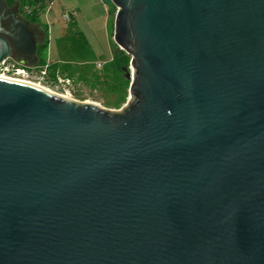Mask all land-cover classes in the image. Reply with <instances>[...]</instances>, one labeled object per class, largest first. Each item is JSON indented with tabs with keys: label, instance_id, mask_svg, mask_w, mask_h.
Returning <instances> with one entry per match:
<instances>
[{
	"label": "water",
	"instance_id": "1",
	"mask_svg": "<svg viewBox=\"0 0 264 264\" xmlns=\"http://www.w3.org/2000/svg\"><path fill=\"white\" fill-rule=\"evenodd\" d=\"M111 1L121 110L0 77V264H264V0Z\"/></svg>",
	"mask_w": 264,
	"mask_h": 264
},
{
	"label": "rangeland",
	"instance_id": "2",
	"mask_svg": "<svg viewBox=\"0 0 264 264\" xmlns=\"http://www.w3.org/2000/svg\"><path fill=\"white\" fill-rule=\"evenodd\" d=\"M71 10L76 11L75 18L64 21L62 13ZM116 12L111 0L48 2L38 18L46 32L45 40L38 43V59L19 63L28 71L27 76L19 78L77 102L121 110L131 96L124 71L111 62L114 50V54L123 51L113 39ZM97 61L103 62L101 68L96 67ZM127 65L123 67L129 68L130 60Z\"/></svg>",
	"mask_w": 264,
	"mask_h": 264
},
{
	"label": "flooded vegetation",
	"instance_id": "3",
	"mask_svg": "<svg viewBox=\"0 0 264 264\" xmlns=\"http://www.w3.org/2000/svg\"><path fill=\"white\" fill-rule=\"evenodd\" d=\"M14 18L27 21V27L32 32L36 41V49L33 54H25L20 52L13 46V38L9 35L10 23ZM35 24V26H33ZM42 26L33 23L24 12L23 6L17 2H10L9 0H0V38H4L9 45L8 56L13 61L18 63L34 62V59H38L39 40L44 41L46 38V32ZM1 45V42H0Z\"/></svg>",
	"mask_w": 264,
	"mask_h": 264
},
{
	"label": "trees",
	"instance_id": "4",
	"mask_svg": "<svg viewBox=\"0 0 264 264\" xmlns=\"http://www.w3.org/2000/svg\"><path fill=\"white\" fill-rule=\"evenodd\" d=\"M10 2L17 1L19 2L22 6H26L30 9V13L27 14L28 18L30 19L31 22L40 24L38 21L39 15L43 12L44 8L46 7V4L48 2H51V0H9ZM44 27L45 26L41 25ZM46 46V43L44 44V47ZM130 60V56H127L123 51L122 52H117L116 54L113 55L112 61L113 65L116 68L121 67V70L123 71V66H128L127 63ZM40 63H44L43 60L39 61Z\"/></svg>",
	"mask_w": 264,
	"mask_h": 264
},
{
	"label": "built area",
	"instance_id": "5",
	"mask_svg": "<svg viewBox=\"0 0 264 264\" xmlns=\"http://www.w3.org/2000/svg\"><path fill=\"white\" fill-rule=\"evenodd\" d=\"M23 8L26 14L30 13V9L28 7L23 6ZM76 14L77 13L75 10H71V11H64L61 16L64 21L70 22L75 18ZM102 66H103L102 62L96 63L97 68H101ZM0 75H7L11 78L20 79L19 77L24 78L25 76H27L28 71L24 66H22L18 62L11 61L9 57H6L0 62ZM22 78L21 80H25Z\"/></svg>",
	"mask_w": 264,
	"mask_h": 264
},
{
	"label": "bare ground",
	"instance_id": "6",
	"mask_svg": "<svg viewBox=\"0 0 264 264\" xmlns=\"http://www.w3.org/2000/svg\"><path fill=\"white\" fill-rule=\"evenodd\" d=\"M0 77H2V78H9V79H11V80L26 81V80H21V79H18V78H11V77H9V76H7V75H0ZM26 82H31V81H26ZM31 83H33V82H31ZM33 84L38 85V86H40L41 88H44L45 90L49 91L48 89H46L45 87H43V86L40 85V84H37V83H33ZM49 92H51V91H49ZM53 93H54V92H53ZM61 96H64V97L68 98V97L65 96V95H61Z\"/></svg>",
	"mask_w": 264,
	"mask_h": 264
},
{
	"label": "crops",
	"instance_id": "7",
	"mask_svg": "<svg viewBox=\"0 0 264 264\" xmlns=\"http://www.w3.org/2000/svg\"><path fill=\"white\" fill-rule=\"evenodd\" d=\"M71 22V21H70ZM39 25H41V24H39ZM115 51V50H114ZM114 51H113V53H112V55H114ZM113 57V56H112ZM97 62H100V61H97ZM103 63V62H102Z\"/></svg>",
	"mask_w": 264,
	"mask_h": 264
}]
</instances>
